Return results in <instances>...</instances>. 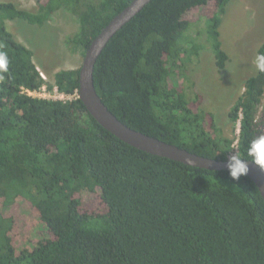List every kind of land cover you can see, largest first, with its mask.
I'll return each mask as SVG.
<instances>
[{"label": "trees", "instance_id": "obj_1", "mask_svg": "<svg viewBox=\"0 0 264 264\" xmlns=\"http://www.w3.org/2000/svg\"><path fill=\"white\" fill-rule=\"evenodd\" d=\"M133 0H44L36 13L0 2V204L24 199L50 237L18 250L14 221L0 211V264H264V200L248 177L234 181L228 171H211L138 150L106 131L82 101L28 96L54 86L79 90V71L61 70L49 83L6 22L44 26L64 9L79 19L68 39L85 56L93 39ZM231 0H152L119 31L100 56L95 87L109 110L146 135L218 161L229 160L234 140L205 113L193 110L172 76L186 77L196 45L188 48L187 15L211 3L207 41L219 70L228 55L220 26ZM264 54V43L258 55ZM229 113L240 121L237 152L264 131L258 111L264 73L245 82ZM238 188V189H237ZM97 194L104 213L83 211L85 195Z\"/></svg>", "mask_w": 264, "mask_h": 264}, {"label": "rangeland", "instance_id": "obj_2", "mask_svg": "<svg viewBox=\"0 0 264 264\" xmlns=\"http://www.w3.org/2000/svg\"><path fill=\"white\" fill-rule=\"evenodd\" d=\"M40 1L44 0H0L14 3L30 13L37 12ZM215 11L216 7L211 3L187 15V20L192 23L187 33L188 48L199 46V54L191 58L185 78L176 75L169 82L185 92L193 110L205 113L209 133L214 134L211 126L214 122L225 137L235 141L230 157L237 152L240 125H233L229 113L244 93L246 80L257 72L254 59L264 43V0H231L227 5L219 29L222 48L228 55L222 70L216 66V58L205 33V20ZM6 25L19 43L32 50L33 61L47 82H54V75L61 70L81 68L84 57L68 44V39L80 30L79 19L73 14L61 9L42 27L20 19L7 21ZM258 120L264 122V97ZM83 207V211L88 213L106 211L97 194L85 195ZM0 211L4 217L14 221L13 235L18 250L33 249L41 238L50 237L37 212L26 200L20 198L10 207L0 204Z\"/></svg>", "mask_w": 264, "mask_h": 264}, {"label": "water", "instance_id": "obj_3", "mask_svg": "<svg viewBox=\"0 0 264 264\" xmlns=\"http://www.w3.org/2000/svg\"><path fill=\"white\" fill-rule=\"evenodd\" d=\"M151 1L133 0L93 39L79 71V99L102 128L138 150L196 168L228 171V160L218 161L204 157L130 128L109 110L96 90L94 72L100 56L114 36L139 15ZM249 167L251 171L247 177L255 183L264 200V173L253 164H249Z\"/></svg>", "mask_w": 264, "mask_h": 264}, {"label": "clouds", "instance_id": "obj_4", "mask_svg": "<svg viewBox=\"0 0 264 264\" xmlns=\"http://www.w3.org/2000/svg\"><path fill=\"white\" fill-rule=\"evenodd\" d=\"M7 63L6 53L0 52V69L5 68ZM254 65L259 73H264V54L255 57ZM249 164L257 166L259 171L264 173V133L258 134L250 142L246 156H242L239 152L230 155L227 163L228 175L234 181H239L242 176L247 177L251 171Z\"/></svg>", "mask_w": 264, "mask_h": 264}, {"label": "built area", "instance_id": "obj_5", "mask_svg": "<svg viewBox=\"0 0 264 264\" xmlns=\"http://www.w3.org/2000/svg\"><path fill=\"white\" fill-rule=\"evenodd\" d=\"M41 75L44 79H46L42 73ZM24 92L28 96H31L34 98L53 100V101L68 102V101H73L79 98V90L76 91L74 94H65V93L60 92L56 86H54L53 90H49L48 87L45 85L38 91L24 90ZM238 123L240 125V121ZM239 134H240V130H239Z\"/></svg>", "mask_w": 264, "mask_h": 264}]
</instances>
